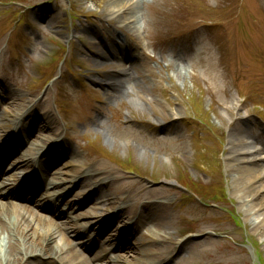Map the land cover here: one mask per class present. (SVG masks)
Returning a JSON list of instances; mask_svg holds the SVG:
<instances>
[{
    "label": "rangeland",
    "instance_id": "obj_1",
    "mask_svg": "<svg viewBox=\"0 0 264 264\" xmlns=\"http://www.w3.org/2000/svg\"><path fill=\"white\" fill-rule=\"evenodd\" d=\"M143 3L135 7L131 27L121 33L115 27L120 24L109 19L123 8L105 10L110 0H0V67L7 69L4 75L0 70V81L13 93L14 107L25 110L38 100L40 110L54 117L56 130L70 134L66 139L80 156L74 159L77 167L100 168L103 177L118 175L162 189L160 198L169 200L162 209L164 220L150 214L161 231L146 223L149 232L144 230V236H164L174 247L185 239L196 245L167 264H264V190L243 196L251 183L243 187L246 183L239 182L250 177L237 175L229 161L246 147L264 157V0ZM91 40L98 46L103 41L108 46L128 43L130 53L145 56L127 77L125 89L101 86L106 73L122 66L98 63L93 54L102 50L93 48ZM64 55L68 66L61 62ZM50 72L62 74L47 89L44 74ZM61 99L64 105L58 103ZM16 109L2 103L0 131L12 128ZM252 167L264 171V162ZM262 185L258 181L253 187ZM105 206L108 211L100 207L108 215L116 209L107 202ZM254 212L259 214L256 220ZM186 228L190 234L183 239L175 235L174 229L184 233ZM61 232L50 243L64 252L58 260H85L69 228ZM103 240L113 242L107 234ZM128 241L132 244L133 238ZM5 243L4 236L1 249ZM152 248L173 249L168 243ZM135 253L124 263L146 260ZM107 256L114 259L115 253Z\"/></svg>",
    "mask_w": 264,
    "mask_h": 264
},
{
    "label": "bare ground",
    "instance_id": "obj_2",
    "mask_svg": "<svg viewBox=\"0 0 264 264\" xmlns=\"http://www.w3.org/2000/svg\"><path fill=\"white\" fill-rule=\"evenodd\" d=\"M130 1V0H129ZM128 0H110V5L105 8V10L112 11L113 9L120 6L122 9L120 15L115 13V16H112L111 19H109L110 23H113L114 21L118 22L120 25L115 27L122 33L127 32L126 28L131 27L133 24V20L135 18L136 14V8L138 5L143 3V0H136L135 5L132 4L127 8H125V4L129 2ZM144 4V3H143ZM127 5V4H126ZM136 7V8H135ZM128 10V11H127ZM128 47V43L125 44ZM117 43L116 41L109 46V49H116ZM209 54V51L206 52ZM135 66H127L123 68L122 70V76L118 78H107L106 81H111V87H113L115 90H123L126 88V84L128 81L129 76L134 75V68ZM138 69V68H137ZM0 93L3 95L4 99H7V104H10L11 108H17L15 111H18V114L20 115V118H16L17 120H20L22 118V115H26L23 120L21 121L22 127L26 126L29 122V117L31 115L30 111L24 110L22 105H16L14 107V104L11 102L10 93L9 91L3 87L0 84ZM34 123V122H33ZM20 124V121L17 122V125ZM52 127L55 126L56 121L52 118H50V115L48 113L45 114L43 117V120L41 124L38 126L37 132L28 140L31 141V147L26 151V154L31 153L32 151H35V148L45 146V143L50 144V147L53 145H56L54 150H60L61 144L57 142L55 139H49L48 137H43V134L41 130L46 129V125H50ZM20 130V128H15L14 132L12 133V136H14L15 133H17ZM233 129L231 130L232 133ZM27 132V131H25ZM29 132V131H28ZM27 132V133H28ZM236 133H240L239 128H235ZM1 134V133H0ZM10 137L8 140V143H5V146H7L8 149L12 153L15 151V143L13 137ZM43 138H41V137ZM12 141V142H11ZM230 145V144H229ZM231 146V145H230ZM21 147V146H20ZM19 147V149H20ZM34 147V148H32ZM247 148V147H246ZM243 149V151H236L233 154L234 157L229 158V161L233 164L232 167L235 166V171L237 175H245V177H250V179H242L239 183H243L245 185H242L243 187L247 185V183H251L250 186L245 187L243 192V196L246 195L247 197L251 196V193L256 194L259 192V190H264V171H258L255 167L258 164L264 162V157L259 155L258 151L255 152H249L248 149ZM48 150V149H47ZM67 152V151H66ZM2 154V153H1ZM243 155H249L248 157H243ZM23 153H18V156L15 157L14 160H17L16 163H20L19 165H32L34 161L32 159H27L25 156L23 157ZM21 157L23 160H20ZM252 158L250 160L249 158ZM45 160V159H42ZM58 160H54L53 163H56ZM30 163V164H29ZM48 163V162H47ZM241 164H245L241 165ZM39 165V164H38ZM41 168H45V162L43 163V166H40ZM66 169H69L67 171L61 172V175L68 176L71 178L70 180H75V183H79V187L84 188L86 185L89 187L88 179L92 181L91 175L97 174H105L102 170L99 171V169H92L89 170L90 176H82L81 172L82 169H79L75 167V165H72L71 162L67 163ZM40 171V170H39ZM45 173L44 170H41V175ZM60 175V176H61ZM5 177V176H3ZM94 177V176H93ZM115 177V176H112ZM102 181L98 185L96 189L93 190L91 194H89V199L94 200V194L98 196V192H100L103 188L105 183L107 185L110 184L112 180H108L109 176L102 177ZM7 180V179H6ZM12 181L14 178L11 179ZM59 180V179H58ZM64 181V180H62ZM65 181H68V179L65 178ZM258 181H261L263 183L262 186H255V183H258ZM58 182V181H57ZM74 183V184H75ZM238 183V184H239ZM73 184V185H74ZM117 184V183H115ZM260 187L257 191L256 188ZM254 190V192H252ZM6 191L0 192V197L8 196V198H17L18 195H16L15 191L9 190L8 193L4 194ZM113 194L116 196V202L120 204H124L127 201L131 200V204H126L123 206V210L121 209V220L127 224L129 220H132L133 223H135V226H139L144 222H148L150 224H154L152 228L154 231H161L159 227H157L158 222H155L153 218L150 217V213L153 211V215L151 216H158L162 217V209H164L168 201H163V199L160 198V194L162 193V189L152 190L148 186L142 183H135V182H125V183H119L115 186L114 189H112ZM46 192H44V195ZM57 197L51 199L54 204H56L61 198H65L63 202H66L65 204L69 203L68 196L65 193V190L62 191L60 195ZM164 198L167 199V197L164 196ZM152 199L153 201L151 203L147 202ZM141 201H144L143 203ZM75 205V204H74ZM93 205H90V207ZM51 209H50V208ZM71 208V204L68 206ZM141 208L143 212H139V215H136L137 209ZM255 207V206H254ZM49 208V209H48ZM88 208V207H87ZM97 208V207H96ZM94 206L91 207L90 210H85V213L78 215V217L87 218L89 216L93 215V211L96 209ZM38 209V210H37ZM46 211V214L50 213L51 216H47L46 214L40 212V210ZM253 209V208H252ZM73 211V209H71ZM31 214V216H29ZM63 213H61L60 210L55 209L50 205L48 201V206L40 204V201L37 197H31V195L28 196V200L24 203H16L13 202L11 199L10 201L2 200L0 198V240L5 236L6 243L2 246H0V264H58L57 259L59 258V255H63V251L60 249L59 251L56 250L59 248L57 244L53 242L51 243V240L54 236L60 235L62 232V228H72L74 224L67 223V219H64ZM252 217L254 220L259 218V214L255 213L252 214ZM62 219V221H59ZM162 221L164 220L161 218ZM120 221V220H119ZM161 221V220H160ZM78 230V229H76ZM127 236L132 237L133 235V229L127 228ZM149 232V230H148ZM85 234V233H84ZM83 234V235H84ZM125 234V233H124ZM72 235L76 236L78 235L77 232L72 231ZM89 236V235H88ZM91 236V234H90ZM86 236H84L83 241L85 240ZM142 239V238H141ZM156 239H160V243H168L163 237ZM156 239H153L156 241ZM104 242H102L103 245ZM148 241L142 239L139 243H137V248L133 251L125 252L122 254L116 255V258L114 261H111L112 264H122V261L120 260V257L123 258H130L133 256V254H136V250L140 253H142L146 260L144 262H140L139 264H163L162 261H160L161 258L164 257L168 253L167 250L162 249L158 251L157 249L152 248L154 243H150L148 245ZM148 245V248H145L144 246ZM105 246V245H104ZM192 246V244H191ZM196 246V245H194ZM98 245L95 244L93 248H97ZM134 247V246H133ZM152 248V249H149ZM109 249V248H108ZM52 250H55L56 253H50ZM103 252V251H102ZM46 254V255H45ZM30 255L32 256L30 258ZM48 256V259L52 258L53 260L49 262H41L40 258L37 256ZM67 254H65L66 256ZM64 258V257H63ZM63 259H61L62 261ZM33 261V262H32ZM80 261L76 262L79 263ZM61 263V262H60ZM79 264H87L86 262H81Z\"/></svg>",
    "mask_w": 264,
    "mask_h": 264
}]
</instances>
